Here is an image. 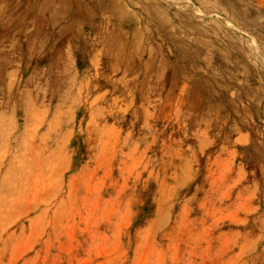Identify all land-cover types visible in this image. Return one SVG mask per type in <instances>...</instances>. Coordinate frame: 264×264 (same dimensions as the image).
I'll use <instances>...</instances> for the list:
<instances>
[{
	"label": "rangeland",
	"instance_id": "rangeland-1",
	"mask_svg": "<svg viewBox=\"0 0 264 264\" xmlns=\"http://www.w3.org/2000/svg\"><path fill=\"white\" fill-rule=\"evenodd\" d=\"M2 181L0 264H264V0H0Z\"/></svg>",
	"mask_w": 264,
	"mask_h": 264
},
{
	"label": "crops",
	"instance_id": "crops-1",
	"mask_svg": "<svg viewBox=\"0 0 264 264\" xmlns=\"http://www.w3.org/2000/svg\"><path fill=\"white\" fill-rule=\"evenodd\" d=\"M236 180H238V179L234 177V210H237V213H236V214H243L241 211H239V210H241V209H240V208H241V207H240V204H242V202L239 203L238 205L235 204L236 202H240L239 193H238V192H235V187L238 185V183H239L240 181H239V180L236 181ZM249 184H252V183H249V182H248V186H245V188L242 190V192H244V191L246 192V195H243V196H242V194H241V199H242L241 201H243V200H247L248 198L253 197L252 186H249ZM236 189H238V188H236ZM244 198H246V199H244ZM254 208H255V207H254ZM254 208H253V205L248 204V205L246 206V210H248V211H246V214H247V215L253 214L254 211H251V210H253Z\"/></svg>",
	"mask_w": 264,
	"mask_h": 264
},
{
	"label": "bare ground",
	"instance_id": "bare-ground-1",
	"mask_svg": "<svg viewBox=\"0 0 264 264\" xmlns=\"http://www.w3.org/2000/svg\"><path fill=\"white\" fill-rule=\"evenodd\" d=\"M129 1H133V0H129ZM113 3H111V5H112ZM133 7H135V6H133ZM136 8V7H135ZM134 10V9H133ZM135 10H137V12H138V17H142L143 16V13H141L142 12V10L143 9H140V8H136ZM160 11V10H159ZM159 11H158V9L157 8H155V7H153V8H150L149 9V12H150V16H151V18H153V20L158 24V34H160V35H164L165 37H168V38H170L171 37V34H170V32L166 29V30H162L163 29V27H164V19L162 20V16H160V13H159ZM141 13V14H140ZM137 14V13H136ZM140 15V16H139ZM164 29H165V27H164ZM4 181H2L1 183H0V186H1V189H3L4 188ZM1 195V194H0Z\"/></svg>",
	"mask_w": 264,
	"mask_h": 264
}]
</instances>
